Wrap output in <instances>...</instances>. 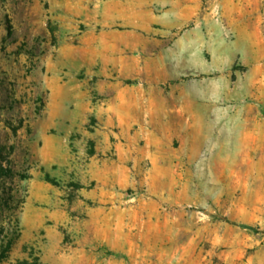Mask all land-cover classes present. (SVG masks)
<instances>
[{"label":"rangeland","instance_id":"374dc122","mask_svg":"<svg viewBox=\"0 0 264 264\" xmlns=\"http://www.w3.org/2000/svg\"><path fill=\"white\" fill-rule=\"evenodd\" d=\"M1 168L2 264H264V0H0Z\"/></svg>","mask_w":264,"mask_h":264},{"label":"trees","instance_id":"16d2710c","mask_svg":"<svg viewBox=\"0 0 264 264\" xmlns=\"http://www.w3.org/2000/svg\"><path fill=\"white\" fill-rule=\"evenodd\" d=\"M6 173H8L7 170H4L3 168H1L0 170V175H5ZM47 181H50V182H53V180H51V178H47ZM241 227L243 229H248V230H251V231H254L256 232L257 229L252 227V226H248V225H241ZM14 239L13 238H10L8 240V242L6 243V246H2V249L0 251V264L6 262L9 257H10V252L14 246ZM21 264H29L28 262H22Z\"/></svg>","mask_w":264,"mask_h":264}]
</instances>
